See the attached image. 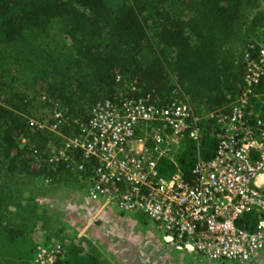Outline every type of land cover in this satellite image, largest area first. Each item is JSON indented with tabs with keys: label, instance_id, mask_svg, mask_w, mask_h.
I'll use <instances>...</instances> for the list:
<instances>
[{
	"label": "trees",
	"instance_id": "16d2710c",
	"mask_svg": "<svg viewBox=\"0 0 264 264\" xmlns=\"http://www.w3.org/2000/svg\"><path fill=\"white\" fill-rule=\"evenodd\" d=\"M263 1L0 0V264H28L38 238L33 234L60 236L64 226L37 212L32 193L12 202L9 188L15 179L44 171L20 136L39 150L58 143L52 132L29 122L48 105L40 93L60 102L64 136H74L90 108L113 91L117 74L136 76L162 97L177 85L194 106L222 107L239 92L243 48L264 30ZM256 91L264 99V81ZM199 126L198 143L185 138L175 155L185 176L197 152L210 158L215 146L213 121ZM157 166L162 177L175 170L166 158ZM64 180L75 182V176L59 169L54 183ZM57 264L107 263L91 240L74 235Z\"/></svg>",
	"mask_w": 264,
	"mask_h": 264
},
{
	"label": "built area",
	"instance_id": "2783aa9c",
	"mask_svg": "<svg viewBox=\"0 0 264 264\" xmlns=\"http://www.w3.org/2000/svg\"><path fill=\"white\" fill-rule=\"evenodd\" d=\"M241 61L238 94L209 110L190 104L177 85L162 97L145 90L136 76L117 74L113 91L90 108L74 136L60 132L67 121L60 102L40 93L49 116L29 122L52 132L58 143L39 150L20 136L44 170L35 180L55 184L59 169L66 170L85 190L79 199L118 215H145L167 250L209 261L250 260L264 249V99L256 91L264 81V42L250 39ZM202 120L213 121V153L204 158L197 152L185 176L175 155L185 138L198 143ZM162 158L175 167L169 177L159 174ZM63 225L60 236L39 234L28 264L63 258L77 235Z\"/></svg>",
	"mask_w": 264,
	"mask_h": 264
},
{
	"label": "rangeland",
	"instance_id": "374dc122",
	"mask_svg": "<svg viewBox=\"0 0 264 264\" xmlns=\"http://www.w3.org/2000/svg\"><path fill=\"white\" fill-rule=\"evenodd\" d=\"M262 9L264 10V1ZM258 40L264 42V30L258 33ZM48 116L49 112L45 107L34 111L31 115V117L39 119H45ZM9 188L14 190V194L11 196L12 202L19 201L29 193L34 194L38 202L37 212L45 211L50 217L51 225L54 222H61L77 236L81 234V236L87 237L97 247L100 258L107 264H186L188 262L193 264H251L245 262H251L261 252L264 253L262 250L250 260L238 262L209 261L199 254H181L174 248L167 250L163 246L161 233L150 225L145 215L140 213L128 214L126 217L115 214L106 220L95 221L91 225V234L94 236H89L86 233L85 235L78 230L79 225H73L65 219L66 211L63 198L57 200L55 204L54 197L59 190L60 193L62 191L63 196L65 194H68L69 197L76 195L75 198H78L79 193L85 194V190H82L79 182L64 180L58 184L43 185L34 178H19L9 183ZM63 190H66L67 193ZM81 204L86 210L92 209V205L95 206L92 201L86 198L82 200ZM41 232V230H37L32 236L33 239L39 237ZM261 264H264V261Z\"/></svg>",
	"mask_w": 264,
	"mask_h": 264
},
{
	"label": "crops",
	"instance_id": "0c3cea01",
	"mask_svg": "<svg viewBox=\"0 0 264 264\" xmlns=\"http://www.w3.org/2000/svg\"><path fill=\"white\" fill-rule=\"evenodd\" d=\"M65 193L66 190H63ZM58 194L55 197V204L57 202V200L59 201V199L63 198L64 200V208H65V219L68 220L70 223H72L73 225H79L78 226V230H80V232L82 234H88L89 236H94L93 234H91V225L92 223H95V221H99V220H106L108 218L111 217V215H115L117 213L115 212H109V211H105V210H99L96 206L92 205V209H84L82 203V200L79 198H75L77 197L76 195H72L73 197H69L68 194H65L63 196V193L60 190L57 192ZM68 195V196H67ZM118 215V214H117ZM120 217H126V215H118ZM85 234V235H86ZM78 236H81L78 235ZM264 250V249H263ZM264 261V253L261 252L259 255H257L255 258H253L251 260V262H245V263H254V264H261V262Z\"/></svg>",
	"mask_w": 264,
	"mask_h": 264
}]
</instances>
